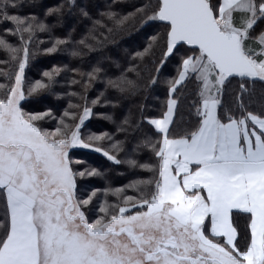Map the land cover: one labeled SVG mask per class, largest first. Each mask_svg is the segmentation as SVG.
Returning <instances> with one entry per match:
<instances>
[{"label": "snow or ice", "instance_id": "6c2138e0", "mask_svg": "<svg viewBox=\"0 0 264 264\" xmlns=\"http://www.w3.org/2000/svg\"><path fill=\"white\" fill-rule=\"evenodd\" d=\"M18 6L16 0H0V24L15 26L0 35V50L19 68L15 87L0 98V190L6 215L0 224V264H264V109H248L242 82L239 115L222 117L218 111L230 77L264 81V32L252 35L264 22V0H158L151 15L143 13L148 21L167 24L161 65L180 45L189 46L191 54L179 61L164 117L149 121L161 136L151 144L156 164L128 161L154 174L156 179L140 182L150 190L124 196V206L115 211L101 206L104 215L94 221L83 210L92 197L76 198V178L99 173L74 171L68 155L70 148L94 146L79 134L92 110L84 108L75 130L62 118V127L53 131L37 123L54 118L50 111H23L28 44L45 25L11 14ZM7 35L23 46L9 43ZM188 80L197 86L198 122L172 136L174 94ZM46 87L38 82L29 95ZM105 138L90 136L89 141ZM95 151L121 163L99 146ZM234 210L248 216L243 247L237 243Z\"/></svg>", "mask_w": 264, "mask_h": 264}, {"label": "trees", "instance_id": "16d2710c", "mask_svg": "<svg viewBox=\"0 0 264 264\" xmlns=\"http://www.w3.org/2000/svg\"><path fill=\"white\" fill-rule=\"evenodd\" d=\"M19 5L11 14L34 18L45 25L37 30L28 44L29 57L23 74L21 101L25 113L50 111L52 117L38 121L45 130L62 127L60 120L75 130L85 107L91 114L80 126L81 138L115 155L121 163L109 161L102 152L70 148L69 159L74 171L95 170L98 175L76 178L78 200L92 197L83 210L89 221L104 215L101 206L115 211L124 206L123 197H139L150 189L141 181L154 180V174L139 165H154L156 158L151 144L161 136L150 124L152 118H162L167 111L170 83L178 77L179 61L191 54L189 46L180 45L164 60L167 24L148 21L143 14H152L158 0H16ZM11 22L0 24V35ZM264 32V22H258L253 36ZM27 35V34H26ZM5 39L21 48L12 35ZM59 42V43H58ZM151 48L148 52L145 49ZM55 48L54 51L49 49ZM138 53H145L139 56ZM22 56V53L20 54ZM159 69V71H157ZM18 61L0 50V98L15 86ZM45 73L51 74V78ZM219 114L239 115L237 95L244 82V99L248 109L259 113L264 109V81L230 77ZM38 82L47 85L29 95ZM176 112L170 135L179 136L192 130L197 122L194 102L199 104L197 86L188 80L174 94ZM69 113L65 116L64 113ZM90 136L106 137L89 141ZM110 137V139L108 138ZM117 145V147H113ZM94 194V195H93ZM134 211V210H133ZM233 224L238 230L237 243L243 247L248 235L247 214L233 212ZM6 222L3 190H0V224ZM2 232V228H0Z\"/></svg>", "mask_w": 264, "mask_h": 264}, {"label": "crops", "instance_id": "0c3cea01", "mask_svg": "<svg viewBox=\"0 0 264 264\" xmlns=\"http://www.w3.org/2000/svg\"><path fill=\"white\" fill-rule=\"evenodd\" d=\"M175 112H176V107H175V110H174V113H173V117H172V122H173V119H174V116H175ZM163 118V117H162ZM152 119H161V118H152ZM152 119H150V120H152ZM172 124V123H171ZM171 124H170V126H171ZM154 126V125H153ZM169 126V127H170ZM155 127V126H154ZM77 148H82V147H77ZM84 149H91V150H95V148L94 147H90V148H84ZM234 211H236V210H234Z\"/></svg>", "mask_w": 264, "mask_h": 264}, {"label": "rangeland", "instance_id": "374dc122", "mask_svg": "<svg viewBox=\"0 0 264 264\" xmlns=\"http://www.w3.org/2000/svg\"><path fill=\"white\" fill-rule=\"evenodd\" d=\"M252 46H253V47H257L256 44H255L254 42L252 43ZM22 81H23V78H22ZM14 87H15V86H14ZM21 87L23 88L22 84H21ZM20 103H21V101H20ZM88 118H89V117H87L85 120H87ZM85 120H84V121H85ZM79 134H80V132H79ZM80 136H81V134H80ZM76 148H77V147H76ZM69 150H70V149H69Z\"/></svg>", "mask_w": 264, "mask_h": 264}]
</instances>
